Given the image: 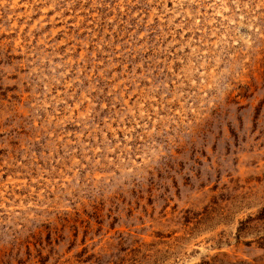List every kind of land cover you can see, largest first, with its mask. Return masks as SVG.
Here are the masks:
<instances>
[{"label": "rangeland", "instance_id": "1", "mask_svg": "<svg viewBox=\"0 0 264 264\" xmlns=\"http://www.w3.org/2000/svg\"><path fill=\"white\" fill-rule=\"evenodd\" d=\"M0 264H264V0H0Z\"/></svg>", "mask_w": 264, "mask_h": 264}]
</instances>
